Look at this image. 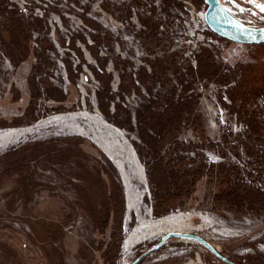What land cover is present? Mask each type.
Instances as JSON below:
<instances>
[{"label":"rangeland","instance_id":"374dc122","mask_svg":"<svg viewBox=\"0 0 264 264\" xmlns=\"http://www.w3.org/2000/svg\"><path fill=\"white\" fill-rule=\"evenodd\" d=\"M7 1L16 6L24 18L32 15L44 19L46 27L43 32H31L25 41L19 29L14 31L15 35L9 34L5 30L7 23L0 17V134L14 130L8 142L0 146V264H94L96 225L103 219L102 205L109 193H115L124 208L119 264H131L170 232L200 236L219 253L230 257L244 260L252 257L254 263L264 262V221L212 209V196L223 187L207 180L197 184L196 191L182 207L153 219L144 168L133 147L138 139L134 133L107 122L98 111L95 93L99 83L89 66L97 71L99 67L79 37L83 36L88 46L93 45L89 36L93 31L84 21L87 19L99 26L102 37L111 38L109 47L104 45L98 52L107 58L106 68L112 74L110 90L117 94L119 77L109 54L129 62L134 74L142 67L150 70L148 60L153 57L147 50L152 52L156 47L186 58L183 50L187 46L181 42L185 38L184 23L189 19L188 4L203 13L204 3L196 4L193 0ZM220 1L245 25L264 27V12L255 7V4H264V0H254V3ZM124 3L129 8L126 15L121 6ZM150 31L156 32V39L149 36ZM212 37L216 43L207 49H212L216 59L230 64L253 60V64L258 63L264 71L261 48L241 45L238 48L241 56L231 58L227 54L235 44L229 41L223 44L220 42L225 41ZM41 38L53 45L49 52L53 64L47 80L38 85L39 99L32 101V80L39 79V71L33 70L37 62L30 51ZM72 42H75L74 47ZM146 42L155 47L151 48ZM27 43L30 54L26 58L18 55L19 63L14 65L7 45L13 54H18L20 44L27 46ZM74 48L81 50L82 59ZM173 48L182 52L172 51ZM47 85L57 90L56 97H61V101L44 100L49 93L45 90ZM193 88L194 96L200 95L196 114L205 136L217 141L221 135L219 128L226 125L234 133L239 132L241 124L236 115L219 102L224 88L213 82L206 90L200 84ZM141 101L140 95L134 92L124 100L132 113ZM223 101L229 104L225 96ZM263 103L258 101L259 105ZM25 110L32 113L24 115ZM108 128L118 130L120 136H113ZM181 136L196 139L191 129H185ZM95 137L109 146L114 161L100 148ZM127 154L136 163L129 164ZM207 156L209 162L219 161L212 153ZM119 160L125 167L126 184L116 165ZM136 173L143 174L142 181ZM262 189L264 191V187ZM132 216L134 224L131 226ZM147 221L157 223L152 228L157 233L126 248L125 240L132 229ZM159 263L218 264L198 243L177 239L168 240L161 249L137 264Z\"/></svg>","mask_w":264,"mask_h":264},{"label":"trees","instance_id":"16d2710c","mask_svg":"<svg viewBox=\"0 0 264 264\" xmlns=\"http://www.w3.org/2000/svg\"><path fill=\"white\" fill-rule=\"evenodd\" d=\"M193 1L203 3L202 0ZM121 6L126 15L128 6L125 3ZM45 13L48 11L45 10ZM0 17L7 23L5 30L9 34L15 35L14 31L19 29L25 41H28L31 32H43L46 27L44 19L32 15L24 18L22 12L7 0H0ZM84 21L93 31L89 34L93 45L88 46L84 37H79L99 67L97 71L89 66L99 83L95 93L97 109L107 122L137 137L138 143L133 142V147L144 168L153 219L165 217L182 207L196 191L197 184L207 180L223 187L212 196V209L243 217L254 216L264 221V103L258 104V101L264 102V71L259 64H253V60L250 63H224L222 59L215 58L212 49L207 48H200L192 56L183 58L180 53L170 54L156 47L152 52L147 50L152 54L149 56L153 57V60H148L150 70L142 67L134 74L129 62L109 54L119 77L118 92L114 94L109 85L112 74L106 68L107 58L101 57L98 52L104 45L109 47L111 38L107 35L102 37V30L97 24L87 19ZM209 34L217 37L210 31ZM155 35L156 32H149L150 37L155 38ZM16 38L19 36L16 35ZM219 39L225 41L220 43H229ZM146 43L151 48L155 47L151 42ZM72 46H75V42H72ZM247 46L264 51V44ZM7 49L16 66L19 63L16 60L18 55L26 58L30 54L28 43L27 46L20 44L21 52L18 54L11 52L9 44ZM52 49L53 45L41 38L37 47L30 51L37 62L33 70L39 71V79L32 80V101L39 99L38 85L47 80V73L53 64L49 57ZM75 50L82 59L81 50ZM263 56L264 53L260 57ZM211 82L224 88L219 102L228 112L234 113L241 124L236 133L229 125L220 127L221 135L217 141L205 136L196 114L200 95L193 94L195 85L200 84L206 90ZM45 90L49 93L44 100L61 101V97H56L57 90L49 85ZM132 92L140 95L142 100L134 113L124 102ZM224 96L229 104L223 101ZM31 113L25 110L24 115ZM185 129H191L196 139L182 138ZM208 153L217 156L219 161L209 162ZM114 194L106 196V202L102 205L103 219L96 225L98 237L94 247V264H119L122 256L121 221L124 208L122 201L116 199ZM133 224L132 216L131 226ZM206 252L218 264H259L254 263L252 257L244 260L220 252L229 262L224 263Z\"/></svg>","mask_w":264,"mask_h":264},{"label":"water","instance_id":"95a60500","mask_svg":"<svg viewBox=\"0 0 264 264\" xmlns=\"http://www.w3.org/2000/svg\"><path fill=\"white\" fill-rule=\"evenodd\" d=\"M202 2L205 5L203 20L212 34L226 41L242 45L264 44V27L252 28L245 25L229 13L220 0H202ZM170 239L194 241L220 261L229 263L227 259L217 251V249L202 237L193 234L170 232L163 235L153 247L140 255L131 264H137L143 257L161 249Z\"/></svg>","mask_w":264,"mask_h":264},{"label":"built area","instance_id":"2783aa9c","mask_svg":"<svg viewBox=\"0 0 264 264\" xmlns=\"http://www.w3.org/2000/svg\"><path fill=\"white\" fill-rule=\"evenodd\" d=\"M188 4V3H187ZM190 7L189 19L187 18V22L185 25V38L181 43L185 44L187 48L183 50V56L188 58L192 56L198 48H210L214 43V38L211 34H209V30L204 23L203 13L196 12L194 7L188 4ZM188 16V15H187ZM235 48H232L228 51L227 56L231 58H239L241 56V52L238 49L242 44L234 43ZM182 49L173 48L172 51H181ZM182 52V51H181Z\"/></svg>","mask_w":264,"mask_h":264},{"label":"bare ground","instance_id":"6f19581e","mask_svg":"<svg viewBox=\"0 0 264 264\" xmlns=\"http://www.w3.org/2000/svg\"><path fill=\"white\" fill-rule=\"evenodd\" d=\"M108 130L110 131L109 133H111L113 136H116V137L120 136V132L118 130L111 129V128H108ZM13 134H14V130H10L9 132L7 131V132H5L3 134H0V146L2 145V142H8V140L12 137ZM95 140L97 141V144L100 146V148L113 160L112 151L109 148V146H107V144H105V142L103 140H100V139H98L96 137H95ZM100 141H102V144L100 143ZM126 158H127V161H128L129 164H131L132 161L135 162V160H132L133 158L129 154H127ZM116 165H117L118 170L120 171V173L122 175V178L124 179V183L126 184L127 176H126V173H125L124 164L119 160L116 163ZM136 176L141 181L144 178L143 174H141L139 176L136 173ZM164 222H167V221H164ZM155 226H157V223L152 224L149 221L142 222L139 225H137L135 228L132 229V231L127 236V238L125 240V247L129 248V247H131V246H133L135 244H138V243L144 241L146 238H149V237H152L153 235H155L157 232L152 230V228L154 229Z\"/></svg>","mask_w":264,"mask_h":264},{"label":"snow or ice","instance_id":"6c2138e0","mask_svg":"<svg viewBox=\"0 0 264 264\" xmlns=\"http://www.w3.org/2000/svg\"><path fill=\"white\" fill-rule=\"evenodd\" d=\"M228 2L235 3L236 0H228ZM248 2L249 3H254V0H248ZM255 7L259 8L260 12H264V4H255ZM221 10H223V9H221ZM229 11H231V9H229ZM239 11L243 12L244 9L243 8H239ZM253 14H255V13H253Z\"/></svg>","mask_w":264,"mask_h":264}]
</instances>
